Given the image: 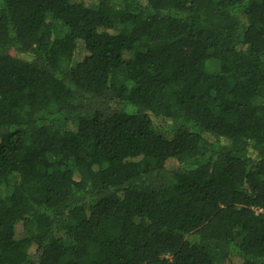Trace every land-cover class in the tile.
Here are the masks:
<instances>
[{
  "label": "trees",
  "instance_id": "trees-1",
  "mask_svg": "<svg viewBox=\"0 0 264 264\" xmlns=\"http://www.w3.org/2000/svg\"><path fill=\"white\" fill-rule=\"evenodd\" d=\"M228 262L264 264V0H0V264Z\"/></svg>",
  "mask_w": 264,
  "mask_h": 264
},
{
  "label": "rangeland",
  "instance_id": "rangeland-1",
  "mask_svg": "<svg viewBox=\"0 0 264 264\" xmlns=\"http://www.w3.org/2000/svg\"><path fill=\"white\" fill-rule=\"evenodd\" d=\"M160 132H161L162 135H164V136H166V137H170V136H171L170 134L167 133V131H166V132H165V131H160ZM160 132H159V133H160ZM228 263H229V262H228ZM229 264H231V263H229Z\"/></svg>",
  "mask_w": 264,
  "mask_h": 264
}]
</instances>
